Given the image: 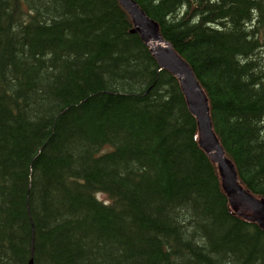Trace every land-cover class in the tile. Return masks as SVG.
I'll return each mask as SVG.
<instances>
[{"label":"trees","instance_id":"obj_1","mask_svg":"<svg viewBox=\"0 0 264 264\" xmlns=\"http://www.w3.org/2000/svg\"><path fill=\"white\" fill-rule=\"evenodd\" d=\"M134 1L264 197V0ZM132 29L118 0H0V264H264V231L230 210L178 80Z\"/></svg>","mask_w":264,"mask_h":264},{"label":"water","instance_id":"obj_2","mask_svg":"<svg viewBox=\"0 0 264 264\" xmlns=\"http://www.w3.org/2000/svg\"><path fill=\"white\" fill-rule=\"evenodd\" d=\"M118 1L131 16L134 30L148 44L158 65L170 71L178 79L186 97L188 109L197 121L200 133L199 144L215 161L222 180V187L231 207L236 209L235 203H238L236 199L243 202L246 208L252 212L250 219L264 231V198H256L239 184L234 165L225 157L224 150L212 129L207 98L190 66L161 36L158 23L149 18L134 0ZM28 264H33L31 259Z\"/></svg>","mask_w":264,"mask_h":264},{"label":"rangeland","instance_id":"obj_3","mask_svg":"<svg viewBox=\"0 0 264 264\" xmlns=\"http://www.w3.org/2000/svg\"><path fill=\"white\" fill-rule=\"evenodd\" d=\"M98 197L104 198L103 195H99ZM236 206H237L238 210H243V209H241L242 206L239 203H237Z\"/></svg>","mask_w":264,"mask_h":264},{"label":"bare ground","instance_id":"obj_4","mask_svg":"<svg viewBox=\"0 0 264 264\" xmlns=\"http://www.w3.org/2000/svg\"><path fill=\"white\" fill-rule=\"evenodd\" d=\"M132 32H133V33H138L137 31L134 30V28L132 29ZM145 43H146V42H145ZM146 44H147V43H146ZM147 46H148V44H147ZM212 152H213V151H212Z\"/></svg>","mask_w":264,"mask_h":264}]
</instances>
